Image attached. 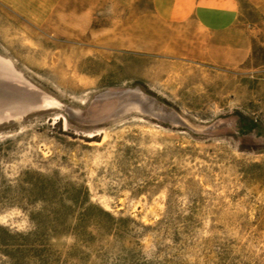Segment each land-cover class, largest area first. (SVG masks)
Masks as SVG:
<instances>
[{
  "label": "rangeland",
  "instance_id": "1",
  "mask_svg": "<svg viewBox=\"0 0 264 264\" xmlns=\"http://www.w3.org/2000/svg\"><path fill=\"white\" fill-rule=\"evenodd\" d=\"M240 3L252 51L230 66L210 59L214 36L152 0H0V55L17 72L0 80L21 88L0 109L60 102L0 123V139L18 137L8 168L86 181L114 215L157 227L138 242L166 264H264V17Z\"/></svg>",
  "mask_w": 264,
  "mask_h": 264
},
{
  "label": "trees",
  "instance_id": "2",
  "mask_svg": "<svg viewBox=\"0 0 264 264\" xmlns=\"http://www.w3.org/2000/svg\"><path fill=\"white\" fill-rule=\"evenodd\" d=\"M145 92L172 106L148 88ZM17 141L10 134L0 139V264H166L161 247L148 253L138 242L157 227L114 215L92 200L86 181L56 169L8 168L18 152ZM10 212L16 216L1 219ZM107 238L119 243L117 252L114 245L108 248ZM129 238L134 246H125Z\"/></svg>",
  "mask_w": 264,
  "mask_h": 264
},
{
  "label": "crops",
  "instance_id": "3",
  "mask_svg": "<svg viewBox=\"0 0 264 264\" xmlns=\"http://www.w3.org/2000/svg\"><path fill=\"white\" fill-rule=\"evenodd\" d=\"M152 1L155 12L163 20L180 23L193 19L201 29L214 36L210 59L215 63L231 66L249 59L252 45L249 31L242 25L240 0ZM248 1L264 17V0Z\"/></svg>",
  "mask_w": 264,
  "mask_h": 264
},
{
  "label": "bare ground",
  "instance_id": "4",
  "mask_svg": "<svg viewBox=\"0 0 264 264\" xmlns=\"http://www.w3.org/2000/svg\"><path fill=\"white\" fill-rule=\"evenodd\" d=\"M18 71V70H17ZM17 72H16V70L14 69V67H13V65H12V63L9 61V60H6L5 58H3L1 55H0V74L1 75H4V74H6V75H14V74H16ZM21 72H19V74H20ZM12 75V76H13ZM12 76H10V77H12ZM20 76H21V74H20ZM16 77V76H15ZM22 77V76H21ZM8 78H9V76H8ZM33 89V88H32ZM39 91V90H38ZM47 94V93H46ZM44 95L43 96V99H42V101H40L39 103H34V104H30L29 106H28V108H32V109H30V110H33L34 109V111L33 112H35V111H37L38 112V110H43V109H48V110H50V109H55V108H58V107H60L59 105H60V102L56 99V98H54V97H52V96H49V95ZM63 105V104H62ZM13 110V109H12ZM14 112H12V111H7V114L8 115H15V114H17V113H19V111H17V110H13ZM44 111V110H43ZM33 112H31V113H33ZM31 113H29V114H31ZM28 114V115H29ZM57 118H59V116H57ZM60 118H61V116H60ZM18 119H22V117H20V118H16L15 120H18ZM67 123V122H66ZM97 134H102V131H99V132H89V133H86V136H94V135H97Z\"/></svg>",
  "mask_w": 264,
  "mask_h": 264
},
{
  "label": "water",
  "instance_id": "5",
  "mask_svg": "<svg viewBox=\"0 0 264 264\" xmlns=\"http://www.w3.org/2000/svg\"><path fill=\"white\" fill-rule=\"evenodd\" d=\"M7 89H21V88H20V86H18L16 84H12V83L0 80V94H4L6 92L5 90H7ZM42 99H43V97H39L38 99L32 100L27 104L12 108L13 110L19 111V113L15 114V115L14 114L13 115L7 114V111L14 112L11 108H3V109L1 108L0 109V123L12 121V120H15L16 118H20V117L23 118L24 116H26L29 113L34 111V109L30 110L32 108H28V106L30 104L39 103L40 101H42Z\"/></svg>",
  "mask_w": 264,
  "mask_h": 264
},
{
  "label": "built area",
  "instance_id": "6",
  "mask_svg": "<svg viewBox=\"0 0 264 264\" xmlns=\"http://www.w3.org/2000/svg\"><path fill=\"white\" fill-rule=\"evenodd\" d=\"M254 122H257V119L256 118L254 119Z\"/></svg>",
  "mask_w": 264,
  "mask_h": 264
}]
</instances>
